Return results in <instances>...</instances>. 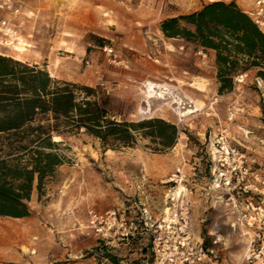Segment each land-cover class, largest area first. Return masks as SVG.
<instances>
[{
    "label": "rangeland",
    "instance_id": "obj_1",
    "mask_svg": "<svg viewBox=\"0 0 264 264\" xmlns=\"http://www.w3.org/2000/svg\"><path fill=\"white\" fill-rule=\"evenodd\" d=\"M189 14L191 1L184 0H0V37L2 22L15 33L0 56L96 89L117 122L159 119L178 131L161 152L150 139L103 150L82 131L57 138L64 164L38 199L47 207L48 191H56L66 200L28 221L0 218V264H112L106 256L117 264H191V252L179 245L182 220L189 248L210 252L201 264H264V226L242 222L249 203L264 209V185L255 180L264 182V83L251 71L219 94L214 52L160 31L162 21ZM146 82L176 87L200 109L180 117L167 105L139 118ZM220 138L242 156L243 185L257 191L213 188L229 169L218 163ZM180 186L185 192L176 198ZM166 210L177 220H168ZM109 211L136 225L132 238L101 241L86 228L91 213Z\"/></svg>",
    "mask_w": 264,
    "mask_h": 264
},
{
    "label": "trees",
    "instance_id": "obj_2",
    "mask_svg": "<svg viewBox=\"0 0 264 264\" xmlns=\"http://www.w3.org/2000/svg\"><path fill=\"white\" fill-rule=\"evenodd\" d=\"M160 31L214 52L219 94L230 92L233 79L251 71L264 83V32L234 2H212L166 19ZM107 105L96 89L52 79L44 69L0 56V218L30 216L34 188L40 198L64 164L62 142L55 137L82 131L103 150L133 148L140 139H150L158 152L174 145V125L159 119L117 122Z\"/></svg>",
    "mask_w": 264,
    "mask_h": 264
},
{
    "label": "built area",
    "instance_id": "obj_3",
    "mask_svg": "<svg viewBox=\"0 0 264 264\" xmlns=\"http://www.w3.org/2000/svg\"><path fill=\"white\" fill-rule=\"evenodd\" d=\"M253 22L259 27L264 28V0H254L251 9L247 14ZM2 36L0 37V47H8L13 45L14 31L6 25V22L1 23ZM104 52L110 54L112 52L111 49L107 47L103 48ZM172 87V86H171ZM176 87H174V91H176ZM178 116V115H177ZM179 120L182 119L178 117ZM221 144L223 145L221 151L219 166L223 167L224 165H229V169L226 170V173L220 174L223 177V180L218 183L217 179H214L213 186L217 183L219 188L216 190H242L245 193L257 191L256 187H253L250 184H245L244 180L247 175V171L242 167L243 161L242 156L235 149L229 148L223 141V138H220ZM230 160H232L233 166H230ZM179 174V172H177ZM261 185H264V182H260L258 178L255 179ZM248 211L242 218V222L246 223L247 226H264V209L260 206H253L249 203L246 207ZM174 219L177 220V215L174 214ZM183 221V230H182V238L181 243L179 244L182 249L186 248L191 253V264H201L207 257V250H204L202 246L191 245L189 248V240L190 234L186 232L187 230V222ZM86 228L92 230L93 233L101 240H106L111 237H119L124 240H128L132 238L134 232L137 230L136 225L133 222H127L123 214H119L117 211H109L104 215H97L91 213L86 225ZM192 237V235H191ZM180 264H183L181 262Z\"/></svg>",
    "mask_w": 264,
    "mask_h": 264
},
{
    "label": "bare ground",
    "instance_id": "obj_4",
    "mask_svg": "<svg viewBox=\"0 0 264 264\" xmlns=\"http://www.w3.org/2000/svg\"><path fill=\"white\" fill-rule=\"evenodd\" d=\"M18 49L21 50L20 48ZM143 95L144 99L138 110L139 118L152 117L163 106L167 105L180 117L188 116L191 114V112L200 109V104L193 101L185 92L178 91L177 89L174 91V88L168 85H159L153 82H146L144 84ZM54 140L57 141V138H54ZM176 172H180V170H176ZM173 177L176 176L174 175ZM170 181L175 180L171 179ZM213 188H219L218 184L216 183ZM184 192V188L180 186L172 193V195L176 198H179ZM166 213L168 215V220L175 221L172 212L166 210Z\"/></svg>",
    "mask_w": 264,
    "mask_h": 264
},
{
    "label": "crops",
    "instance_id": "obj_5",
    "mask_svg": "<svg viewBox=\"0 0 264 264\" xmlns=\"http://www.w3.org/2000/svg\"><path fill=\"white\" fill-rule=\"evenodd\" d=\"M175 1L178 2V0H175ZM184 1H191V13L199 10L203 4H206L208 2L221 1V2H225V3L234 2L244 13L248 14L249 10L251 9V7L253 5L254 0H184ZM260 30L262 32H264V28H260ZM71 55H73V54H71ZM76 60H82V56L76 57ZM195 79L204 81L207 78L197 76ZM197 84L199 85L200 83L198 82ZM215 90H216V86H214L211 89V92H214ZM53 192L55 194L54 196H53V194H51L52 192H50V191H48V193H47V196L45 199H48V201L44 203L47 205V207H45V206L41 207L42 202L39 201L37 193H35L33 191L31 194V199H30L29 204H28V206L30 208L31 217L23 218V219H19V220L28 221L30 219L37 218V216L42 213V208L46 209V210H51L52 207L54 210L60 209L61 208L60 205H62V203L66 200V198H63L62 196H60L61 194L60 195L57 194L56 191H53ZM60 193H63V191L60 190ZM50 195H51V197H50Z\"/></svg>",
    "mask_w": 264,
    "mask_h": 264
}]
</instances>
